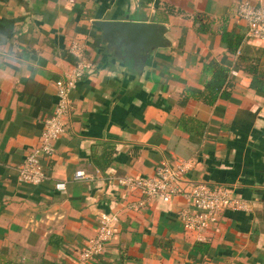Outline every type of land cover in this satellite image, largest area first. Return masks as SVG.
I'll list each match as a JSON object with an SVG mask.
<instances>
[{"label": "crops", "instance_id": "0c3cea01", "mask_svg": "<svg viewBox=\"0 0 264 264\" xmlns=\"http://www.w3.org/2000/svg\"><path fill=\"white\" fill-rule=\"evenodd\" d=\"M241 1L0 0V264H79L103 213L118 216L114 238L89 264H264V93L252 87L264 81V44L237 21ZM127 18L165 26L168 47L139 60L107 51L94 22ZM73 45L85 46L90 68L70 95L66 132L43 159L48 179L21 182L56 81L81 62ZM212 63L229 72V97L214 103L192 95L205 91ZM187 161L183 192L222 186L253 211L225 210L199 239L181 221L195 211L184 195L130 209L141 194L118 178Z\"/></svg>", "mask_w": 264, "mask_h": 264}, {"label": "built area", "instance_id": "2783aa9c", "mask_svg": "<svg viewBox=\"0 0 264 264\" xmlns=\"http://www.w3.org/2000/svg\"><path fill=\"white\" fill-rule=\"evenodd\" d=\"M238 22H243L247 28L248 38L264 44V6H256L250 0H242L236 12ZM71 52L81 62L67 76L60 77L55 84L57 104L51 116L44 121L40 148L32 151L18 168L19 180L24 183L39 185L48 179L43 159L54 153L53 142L66 132L67 119L71 116L70 95L77 84L90 68L85 63V46L73 45ZM191 162H182L176 168L163 166L151 177L125 176L117 179L122 188L139 192L141 199L130 204V209L146 208L150 202L161 201L169 203L178 195L188 198L194 212H180L181 221L186 230L195 231L202 239L204 233L217 225L221 214L227 210L252 212V203L236 197L230 189L210 184L199 183L190 191L183 192L181 182L192 169ZM85 173H76V179H84ZM60 191L66 190L65 183L56 184ZM264 208V204H263ZM118 216L114 213H103L100 216L96 235L89 239L85 249L78 259L79 264H89L102 255L106 246L113 240Z\"/></svg>", "mask_w": 264, "mask_h": 264}, {"label": "water", "instance_id": "95a60500", "mask_svg": "<svg viewBox=\"0 0 264 264\" xmlns=\"http://www.w3.org/2000/svg\"><path fill=\"white\" fill-rule=\"evenodd\" d=\"M94 25L102 32L107 51L121 56L129 53L139 60L142 52L168 47L167 29L157 23L130 21H96Z\"/></svg>", "mask_w": 264, "mask_h": 264}, {"label": "trees", "instance_id": "16d2710c", "mask_svg": "<svg viewBox=\"0 0 264 264\" xmlns=\"http://www.w3.org/2000/svg\"><path fill=\"white\" fill-rule=\"evenodd\" d=\"M199 17V15H198ZM198 20V19H197ZM200 32H205L203 30H200ZM227 32H224L223 35V41L228 43L227 39ZM212 72L211 79L207 81L205 86V91L203 93L199 94L197 92H193L192 95L198 98H203L204 100L208 99L210 100V103H214L218 98H227L229 97V93L227 91V87L229 85L228 83V77L229 72L227 69L212 63L205 66V72L207 74H210L209 72ZM252 87L254 90L260 93H264V81H258L256 78H254ZM102 162L107 163L109 165L111 163V160L108 158V154L105 158H103ZM100 163L98 161H95L96 165L103 169L102 165L103 163ZM200 244L196 245V248H199Z\"/></svg>", "mask_w": 264, "mask_h": 264}]
</instances>
